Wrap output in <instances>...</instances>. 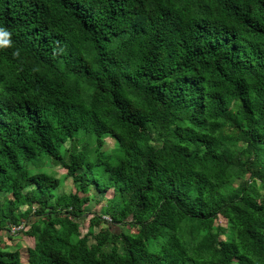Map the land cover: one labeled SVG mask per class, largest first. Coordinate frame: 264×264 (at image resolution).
Returning <instances> with one entry per match:
<instances>
[{"label": "trees", "instance_id": "16d2710c", "mask_svg": "<svg viewBox=\"0 0 264 264\" xmlns=\"http://www.w3.org/2000/svg\"><path fill=\"white\" fill-rule=\"evenodd\" d=\"M0 232L25 264H264V0H0Z\"/></svg>", "mask_w": 264, "mask_h": 264}, {"label": "rangeland", "instance_id": "374dc122", "mask_svg": "<svg viewBox=\"0 0 264 264\" xmlns=\"http://www.w3.org/2000/svg\"><path fill=\"white\" fill-rule=\"evenodd\" d=\"M105 139V150H111L115 145L114 141L109 138L108 136L104 137ZM45 167H47V170L53 171L54 175L60 179L61 186H60V192H69L73 190V183L69 177L66 176V170L64 168H61L60 166H51L50 164H46ZM91 194V201L89 203L88 208L90 209L91 213H88L85 215L84 219L80 220V226L81 229H85L88 227L89 219L92 218L97 213H101L102 207L105 204L107 198L110 196V192L103 193H97L96 191L92 190L90 192ZM108 215H103L102 218L105 220L104 223H101V226L104 227L110 220H108ZM78 221V220H77ZM218 223L225 226V220L223 218H219ZM125 229V228H124ZM0 246L4 248H13L17 247L21 254V262L26 263V257L27 252L26 248L29 246H32V240L29 237H25L22 233L15 234L14 236L8 237L7 233L0 232Z\"/></svg>", "mask_w": 264, "mask_h": 264}, {"label": "built area", "instance_id": "2783aa9c", "mask_svg": "<svg viewBox=\"0 0 264 264\" xmlns=\"http://www.w3.org/2000/svg\"><path fill=\"white\" fill-rule=\"evenodd\" d=\"M109 219V218H108ZM23 228V225H20V226H17V227H15V228H13L12 230L14 231V230H16V231H19V230H21Z\"/></svg>", "mask_w": 264, "mask_h": 264}]
</instances>
